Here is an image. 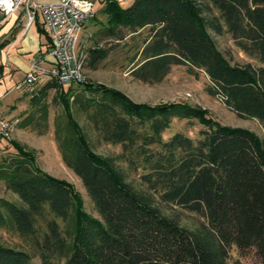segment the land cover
Masks as SVG:
<instances>
[{
  "label": "trees",
  "instance_id": "16d2710c",
  "mask_svg": "<svg viewBox=\"0 0 264 264\" xmlns=\"http://www.w3.org/2000/svg\"><path fill=\"white\" fill-rule=\"evenodd\" d=\"M104 1L99 12L106 23L86 48L89 65L108 56L103 43L148 28L131 70L135 78L159 82L173 65H186L196 75L204 71L210 95L264 128V0ZM213 34L229 35L260 65L231 64ZM75 84L50 79L31 94V103H39V118L47 120L48 107L40 100L50 90L59 92L58 147L100 217L84 211L69 182L40 169L18 147L0 172L20 202L0 198V228L31 238L41 264H229L234 246L240 253L254 251L255 264H264V140L185 102L136 103L102 84L85 81L79 90ZM75 110L102 141L121 151L96 152ZM176 117L197 119L203 128L195 138L175 132L165 139ZM176 208L197 213L199 221L181 222ZM31 258L0 243V264H30Z\"/></svg>",
  "mask_w": 264,
  "mask_h": 264
},
{
  "label": "rangeland",
  "instance_id": "374dc122",
  "mask_svg": "<svg viewBox=\"0 0 264 264\" xmlns=\"http://www.w3.org/2000/svg\"><path fill=\"white\" fill-rule=\"evenodd\" d=\"M103 5L104 0H97ZM39 2H49L39 0ZM102 5V6H103ZM106 23V15L98 12L95 21H90L82 32L79 47L86 49L92 45L94 32ZM149 29H141L138 33L129 34L123 41L105 42L103 46L109 48L108 56L95 66L87 62L84 66L85 80L95 84H102L108 88L118 89L129 97L133 102L159 105L172 102H185L190 106L201 108L206 114L218 121L220 124L241 127L248 129L264 140V128L256 118L240 117L227 106L217 96L210 95L206 86L210 83L209 77L204 71L198 75L192 72L186 65H173L169 73L163 80L154 83L143 82L131 74L132 67L138 62L136 56L138 48L142 44V39L149 35ZM213 38L218 49L231 62V64L244 65L251 63L259 66L260 62L241 50L227 34L215 35ZM82 86L73 85L75 90ZM59 92L50 90L45 98L40 100V106L48 107L47 120L40 119L39 103H31V94L24 93L20 99L18 109L10 114L13 121V128L10 130L8 138L3 142L0 151V168L6 159L16 156L18 147L33 156L37 166L49 174L69 182L74 190L80 195L84 211L94 217H100L91 198L89 197L81 178L64 162L58 147L56 138L55 122L56 117L63 113V106L60 102ZM33 115V116H32ZM75 116L87 132L92 148L106 156L117 155L121 151V146L102 141L93 126L84 114L75 110ZM28 119V120H26ZM27 121V124H25ZM203 125L197 119L173 118L170 127L163 134L165 139L175 132H183L193 138L197 137ZM126 166L125 163H123ZM138 172H132L131 177L138 179ZM0 172V198H6L19 203V197L10 190ZM169 212L173 209L168 208ZM175 214L181 222L194 225L200 219L195 212L175 209ZM62 227L64 222L59 220ZM40 230H45V223L39 221ZM0 243L16 247L29 252L32 255L30 264H41L40 258L35 255L31 238L21 236L18 232L0 228ZM257 257L254 251L240 253L234 246L231 251L229 264H255Z\"/></svg>",
  "mask_w": 264,
  "mask_h": 264
},
{
  "label": "built area",
  "instance_id": "2783aa9c",
  "mask_svg": "<svg viewBox=\"0 0 264 264\" xmlns=\"http://www.w3.org/2000/svg\"><path fill=\"white\" fill-rule=\"evenodd\" d=\"M0 11L6 17L21 13L26 27L40 21L47 37L44 54L31 62L17 89L32 94L50 79L64 85L86 81L88 53L79 43L86 26L97 17L95 0H0ZM13 126L11 119L0 118V151Z\"/></svg>",
  "mask_w": 264,
  "mask_h": 264
},
{
  "label": "crops",
  "instance_id": "0c3cea01",
  "mask_svg": "<svg viewBox=\"0 0 264 264\" xmlns=\"http://www.w3.org/2000/svg\"><path fill=\"white\" fill-rule=\"evenodd\" d=\"M95 1L98 15L103 4ZM118 1L122 6L132 2ZM40 28V21L26 27L21 13L6 17L0 11V118H10V114L18 109L24 93L16 85L25 78L31 62L46 50L47 37Z\"/></svg>",
  "mask_w": 264,
  "mask_h": 264
}]
</instances>
